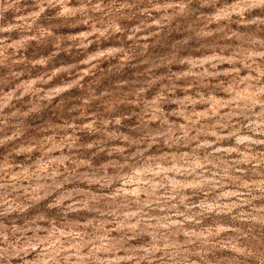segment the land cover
Segmentation results:
<instances>
[{"label":"clouds","instance_id":"obj_1","mask_svg":"<svg viewBox=\"0 0 264 264\" xmlns=\"http://www.w3.org/2000/svg\"><path fill=\"white\" fill-rule=\"evenodd\" d=\"M60 33L0 86V264H264V0H0V55Z\"/></svg>","mask_w":264,"mask_h":264},{"label":"rangeland","instance_id":"obj_2","mask_svg":"<svg viewBox=\"0 0 264 264\" xmlns=\"http://www.w3.org/2000/svg\"><path fill=\"white\" fill-rule=\"evenodd\" d=\"M14 13H5V18H10ZM43 31V28L41 29ZM70 36H66L63 33L57 34V39L51 48L54 50L51 55H45L48 52V47H38L34 42L25 43L23 41H17L15 43H10L7 50L0 55V86L9 85L15 82V89L2 93V95L11 98L12 91L21 88L29 87V80L27 78L34 77L35 73L39 70L40 66L37 64V60L44 59L47 64L55 63L58 59L60 63H66L70 59L75 60V52H67L66 50L70 47L69 44ZM64 50V51H55ZM42 76L47 75V73L41 71ZM222 98H216V104H219ZM215 109L216 105L210 106ZM204 116H208V110L202 113ZM264 151V148L259 149ZM245 168L244 172L236 173L233 180L236 184L241 181H259L264 176L257 173L249 171L251 165L243 166ZM260 173H264V165L260 166L258 170ZM229 190L233 193L246 191L243 188L229 187ZM235 199V196L232 197ZM257 206H264V200L259 202L253 201ZM205 226H210L209 221L205 219L203 221ZM182 242V240L180 241Z\"/></svg>","mask_w":264,"mask_h":264}]
</instances>
